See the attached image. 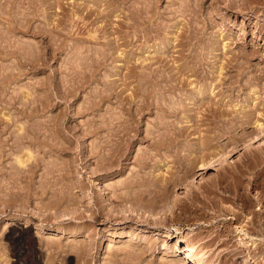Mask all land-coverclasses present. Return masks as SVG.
Wrapping results in <instances>:
<instances>
[{
    "label": "rangeland",
    "instance_id": "1",
    "mask_svg": "<svg viewBox=\"0 0 264 264\" xmlns=\"http://www.w3.org/2000/svg\"><path fill=\"white\" fill-rule=\"evenodd\" d=\"M247 1L0 0V264H194L179 236L204 264H264V4Z\"/></svg>",
    "mask_w": 264,
    "mask_h": 264
},
{
    "label": "bare ground",
    "instance_id": "2",
    "mask_svg": "<svg viewBox=\"0 0 264 264\" xmlns=\"http://www.w3.org/2000/svg\"><path fill=\"white\" fill-rule=\"evenodd\" d=\"M116 1H117V0H116ZM180 1H181V0H180ZM193 1H194V0H193ZM196 1H197V0H196ZM217 1H219V2L221 1V2L226 3V8H229V9H234V8H235V9H237V10H238V9H239V10H240V9L243 10V9L245 8L246 11H248V10L251 11V9L249 8L250 6H247V4H248V1H247V0H217ZM258 1H260V0H258ZM261 1H262V2H260V3L264 4V0H261ZM96 2H97V1H96ZM142 2H143V1H142ZM111 3H112V2H111ZM114 3H115V2H114ZM145 3H146V2H145ZM30 4H31V3H30ZM115 4H116V3H115ZM121 4H122V3H121ZM121 4H120V5H121ZM141 4H142V3H141ZM116 5H118V4H116ZM120 5H119V6H120ZM122 5H123V4H122ZM122 5H121V6H122ZM145 5H146V4H145ZM149 5H150V3H149ZM88 6H89V5H88ZM148 7H149V6H148ZM148 7H147V8H148ZM151 7H152V6H151ZM128 8H130V7H128ZM147 8H146V9H147ZM252 8H254V7H252ZM84 9H86V8H84ZM119 9H120V8H119ZM121 9H122V8H121ZM143 9H145V8H143ZM138 10H139V9H138ZM89 11H90V10H89ZM129 11H130V10H129ZM142 11H143V10H142ZM146 11H147V10H146ZM148 11H149V10H148ZM23 12H24V11H23ZM138 12H141V10L138 11ZM149 12H152V11H149ZM90 13H91V12H90ZM121 13H122V10H121ZM135 13H136V12H135ZM142 13H143V12H142ZM146 13H147V12H146ZM146 13L144 12L143 15H145ZM76 14H77V13H76ZM117 14H118V13H117ZM122 14L124 15V13H122ZM131 14H132V13H131ZM133 14H134V13H133ZM140 14H141V13H139V15H140ZM148 14H149V13H148ZM26 15H27V14H26ZM120 15H121V14H120ZM126 15H127V14H126ZM129 15H130V14H129ZM129 15H128V16H129ZM139 15H138V13H137V16H139ZM246 15H247V14H246ZM130 16H132V15H130ZM149 16H150V15H149ZM23 17H24V16H23ZM124 17L127 18L125 15H124ZM133 17H135V15H134ZM147 17H148V16H147ZM20 18H21V17H20ZM27 18H28V17H27ZM209 18H210V17H209ZM130 19H131V18H130ZM138 19H139V18L137 17V20H138ZM141 19H142V18H141ZM208 20H210V19H208ZM18 21H20V20H18ZM139 21H140V19L138 20V22H139ZM141 21H142V20H141ZM189 21H190V20H189ZM211 21H212V19H211ZM27 22H28V21H27ZM134 22H135V21H134ZM190 22H191V21H190ZM190 22H189V23H190ZM208 22H209V21H208ZM121 23H122V25H123V22H122V21H121ZM135 23H136V22H135ZM144 23H145V22H144ZM14 24H15V23H14ZM16 24H17V23H16ZM125 24H126V23H125ZM140 24H142V23H140ZM140 24L138 23L137 26H138V25L140 26ZM180 24H181V23H180ZM190 24H191V23H190ZM20 25H21V23H20ZM119 25H120V22H119ZM126 25H128V23H127ZM143 25H144V24H143ZM137 26H136V27H137ZM139 26H138V28H140ZM141 26H142V25H141ZM179 26H180V25H179ZM191 26H192V25H191ZM129 27H130V26H129ZM152 27H153V26H152ZM157 27H159V26H157ZM163 27H164V26H163ZM163 27H162V29H163ZM65 28H66V27H65ZM68 28H69V27H68ZM119 28H120V27H119ZM142 28H143V27H142ZM259 28H260V29H264V26L259 27ZM54 29H55V28H54ZM120 29H121V28H120ZM145 29H146V28H145ZM149 29H151V28L149 27ZM160 29H161V27H160ZM138 30H139V29H138ZM143 30H144V28H143ZM143 30H142V31H143ZM11 31H12V30H11ZM69 31H70V30H69ZM136 31H137V30H136ZM139 31H140V30H139ZM158 31H159V30H158ZM117 32H118V31H117ZM119 32H122V31H119ZM143 32H146V35L149 34V32L147 33V31H143ZM151 33H152V32H151ZM151 33H150V34H151ZM157 33H159V32H157ZM193 33H194V31H193ZM136 34H137V33H135V35H136ZM142 34H143V33H142ZM150 34H149V36H150ZM144 35H145V34H144ZM155 35H156V34H155ZM159 35H160V34H159ZM174 35H175V34H174ZM195 35H196V34H195ZM141 36H142V35H141ZM147 36H148V35H147ZM176 36H177V35H176ZM131 37H132V36H131ZM134 37H136V36H134ZM139 37H140V36H139ZM157 37L159 38V36H157ZM177 37H178V36H177ZM188 37H189V36H188ZM191 37H192V36H191ZM120 38H121V37H120ZM149 38H150V37H149ZM155 38H156V37H155ZM193 38H194V37H193ZM144 39H146V36H145ZM176 39H177V38H176ZM115 40L117 41L118 39H115ZM146 40H147V39H146ZM146 40H145V41H146ZM170 40H172V39H170ZM117 43H118V42H117ZM146 43H147V42H146ZM163 43H164V42H163ZM171 43H172V42H171ZM120 44L123 45L122 42H121ZM167 45L169 46V44H167ZM161 46H162V45H160V47H161ZM116 47H117V46H116ZM116 47H115V48H116ZM163 47H164V46H163ZM166 47H167V46H166ZM113 49H114V48H113ZM164 49H165V48H164ZM115 50H116V49H115ZM14 51H15V50H14ZM20 52H21V51H20ZM244 52H245V51H244ZM253 52H254V51H253ZM8 53H9V52H8ZM25 53H26V52H25ZM15 54H17V53H15ZM87 54H88V53H87ZM102 55H103V54H102ZM105 55H106V54H105ZM240 55H241V54H239V55L237 56V58H238ZM246 55H247V54H246ZM246 55H245V56H246ZM25 56H27V55H25ZM30 56H31V55H30ZM241 56H242V55H241ZM241 56H240V57H241ZM245 56H242V57L244 58ZM76 57H77V56H76ZM76 57H75V58H76ZM90 57H91V56H90ZM247 57H248V56H247ZM21 58H22V57H21ZM235 58H236V57H235ZM235 58H234V59H235ZM26 59H27V57H26ZM26 59H25V60H26ZM71 59H72V58H71ZM234 59H233V60H234ZM241 59H242V58H241ZM241 59H240V60H241ZM99 60H100V59H99ZM143 60H144V59H143ZM240 60L238 59L239 63H240ZM242 60H243V59H242ZM102 61H103V60H102ZM229 61H230V60H229ZM73 62H74V61H73ZM91 62H92V61H91ZM91 62H90V63H91ZM100 62H101V61H100ZM232 62H233V61H232ZM78 63H79V62H78ZM94 63H95V62H94ZM144 63H145V62H143L142 65H143ZM230 64H231V63H230ZM75 65H76V64H75ZM146 65H147V64H145V66H146ZM236 65H237V64H236ZM76 66H77V65H76ZM143 66H144V65H143ZM145 66H144V68H145ZM238 66H239V65H238ZM72 67H73V66H72ZM78 67H79V64H78ZM135 67H136V66H134V68H135ZM137 67H138V66H137ZM150 67H151V66H150ZM148 68H149V67H148ZM74 69H75V68H74ZM85 69H86V68H85ZM220 69H221V68H220ZM87 70H88V68H87ZM151 70H152V69H151ZM156 71H157V70H156ZM79 72H80V70H79ZM73 73H74V72H73ZM80 73H81V72H80ZM75 75H76V73H75ZM78 75H79V74H78ZM125 76H126V75H125ZM141 76H142V74H141ZM143 76H144V75H143ZM145 76H146V75H145ZM149 76H150V75H149ZM79 78H80V77H79ZM82 78H84V77H82ZM144 78H145V77H144ZM158 78H159V77H158ZM85 79H86V78H85ZM145 79H146V78H145ZM76 80H77V79H76ZM140 80H141V79H140ZM146 80H147V79H146ZM79 81H80V80H79ZM124 81H125V80H124ZM149 81H150V80H149ZM72 82H73V81H72ZM77 82H78V81H77ZM143 82H144V81H143ZM74 84H75V83H74ZM82 84H83V83H82ZM105 84H106V82H105ZM166 84H167V83H166ZM170 84H171V83H170ZM72 86H73V85H72ZM80 86H81V85H80ZM125 86H126V85H125ZM77 87H78V86H77ZM107 87H108V86H107ZM162 87H163V85H162ZM71 88H72V87H71ZM105 88H106V87H105ZM150 88H151V87H150ZM170 88H171V87H170ZM172 88H173V87H172ZM75 89H76V88H75ZM137 89H138V88H137ZM146 89H147V88H146ZM95 90H96V89H95ZM102 90H103V89H102ZM135 91H136V90H135ZM104 92H106V91H104ZM63 93H64V92H63ZM108 94H109V93H108ZM144 94H145V93H144ZM32 95H33V94H32ZM38 95H39V94H38ZM94 100H95V99H94ZM41 102H42V101H41ZM94 102H95V101H94ZM175 103H176V102H175ZM146 104H147V103H146ZM87 106H88V105H87ZM141 106H142V105H141ZM144 107H145V106H144ZM40 108H41V107H40ZM234 110H235V109H234ZM238 115H239V114H238ZM11 117H12V116H11ZM238 119H240V118L238 117ZM242 119H243V118H242ZM5 124H6V123H5ZM9 124H10V123H9ZM99 124H100V123H99ZM56 125H57V124H56ZM36 127H37V126H36ZM256 127H258V129H259L258 131H259V132H258L257 134H255V135L251 138L250 141H252V139H254L253 142L261 141V140L263 139L262 137H260V134L264 132V122H260V121H258ZM23 129H24V128H23ZM33 129H34V128H33ZM22 131H23V130H22ZM93 131H94V130H93ZM31 136H32V135H31ZM29 138H30V137H29ZM21 139H22V138H21ZM15 140H16V138H15ZM19 141H20V140H19ZM108 141H109V140H108ZM261 142H262V141H261ZM0 143H1V142H0ZM17 143H18V142H17ZM250 143H251V142H250ZM60 144H61V143H60ZM37 146H38V144H37ZM63 146H64V145H63ZM25 147H26V146H25ZM51 147H52V146H51ZM99 147H100V146H99ZM6 148H7V147H6ZM8 148H9V147H8ZM20 148H21V147H20ZM26 148H27V147H26ZM28 148H29V147H28ZM35 148H36V147H35ZM59 148H60V147H59ZM64 148H65V147H64ZM108 148H109V147H108ZM229 148H230V147H229ZM232 148H233V149H232V151H230V152H232V153H236V152H237V151H236L237 147H236V148H235V147H232ZM251 148H252V147H251ZM21 149H22V148H21ZM30 149H31V148H30ZM62 149H63V148H61V150H62ZM111 149H112V148H111ZM227 149H228V148H227ZM56 150H57V149H56ZM105 150H106V149H105ZM228 150H231V149H228ZM15 151H16V150H15ZM32 152H33L32 149H31V151L28 152L29 158H33V154H34V153L32 154ZM34 152H35V151H34ZM52 152H54V151L52 150ZM17 153H18V152H16L15 155H16ZM19 154H20V153H18V155H19ZM107 154H108V153H107ZM107 154H106V155H107ZM120 154H121V153H120ZM230 154H231V153H230ZM10 155H11V154H10ZM24 155H25V154H24ZM101 155H102V154H101ZM16 156H17V155H16ZM98 156H99V155H98ZM103 156H104V154H103ZM103 156H102V157H103ZM107 156H108V155H107ZM111 156H112V155H111ZM111 156H110V157H111ZM221 156H222V155H221ZM40 157H41V156H40ZM53 157H54V156H53ZM102 157H101L99 160H101ZM105 157H106V156H105ZM110 157H109V158H110ZM148 157H149V156H148ZM261 157H262V156H261ZM98 158H99V157H98ZM143 158H144V157H143ZM104 159H105V158H104ZM104 159H103V160H104ZM33 160H34V159H33ZM106 160H107V157H106ZM106 160H105V161H106ZM112 160H113V159H112ZM220 160H221V159H220ZM223 160H224V159H223ZM223 160H222V162H221L222 164H223V162H225V161H223ZM258 160H259V159H258ZM39 161H40V160H39ZM105 161H104V162H105ZM17 162H18L19 164H21V165H24L25 162H26V159H24L23 157H21V155H19V156H17ZM99 162H100L99 164H101V161H99ZM216 162H217V163H216ZM41 163H42V162H41ZM106 163H107V162H106ZM113 163H114V162H109L108 165H110V166L106 167L107 165H105V166H103V167L107 168V169H106L107 171H108V168H110L109 170H111V168H112V166H113ZM143 163H144V162H143ZM221 163H220V162L218 163V160H216V161H215V160H214V161H210V160H209V161H207V162H203V163H201L200 168H201V170L204 171V170L210 169V168L213 167V166H217V164H221ZM28 164H29V163H28ZM32 164H33V163H32ZM111 164H112V165H111ZM144 164H145V163H144ZM222 164H221V165H222ZM35 165H36V164H35ZM102 165H103V164H102ZM99 166H100V165H99ZM114 166H115V165H114ZM114 166H113V167H114ZM17 167H18V166H17ZM20 167H22V166H20ZM29 167H30V166H29ZM43 167H44V166H43ZM33 168H34V167H33ZM44 168H45V167H44ZM46 168H47V167H46ZM46 168H45V169H46ZM105 168H102V169H105ZM14 169H15V168H14ZM17 169H18V168H17ZM97 169H98V168H97ZM262 169H263V168H262ZM18 170H19V169H18ZM18 170H17L16 172H18ZM98 170H99V169H98ZM31 171H33V169H32ZM31 171H30V172H31ZM100 171H103V170H99V172H100ZM136 172H137V171H136ZM28 173H29V172H28ZM48 173H49V172H48ZM93 173H94V172H93ZM95 173H96V172H95ZM139 173H140V172H139ZM139 173H138V174H139ZM16 174H17V173H16ZM19 174H21V172H20ZM19 174H18V175H19ZM31 174H33V173H31ZM138 174H137V175H138ZM18 175H17V176H18ZM52 175H53V174H52ZM55 175H56V174H55ZM100 175H101V174H100ZM110 175H111V174H110ZM133 175H134V174H133ZM133 175H132V177H133ZM233 175H234V174H233ZM26 177H27V176H26ZM138 177H139V176H138ZM14 178H16V177H14ZM53 178H54V177H53ZM136 178H137V176L135 177V179H136ZM143 178H144V177H143ZM145 178H146V177H145ZM256 178H258V177H256ZM46 179H47V178H46ZM131 179H132V178H131ZM128 180H129V179H128ZM128 180H127V181H128ZM133 181H134V180H133ZM133 181H132V182H133ZM137 181H138V180H137ZM188 181H189V180H188ZM190 181H191V184H193V183L195 182L194 177H193V181H192V180H190ZM49 182H50V181H49ZM124 182H126V181L124 180ZM132 182H131V183H132ZM138 182L143 183V182H142V179H141V181H138ZM248 182H249V181H248ZM255 182H256L255 186H257L258 183H259V181L257 180V181H255ZM15 183H16V182H15ZM122 183H123V182H122ZM122 183H121V184H122ZM126 183L128 184V182H126ZM129 183H130V182H129ZM131 183H130V184H131ZM141 183H140V185H142ZM45 184H46V183H45ZM48 184H49V183H48ZM54 184H55V183H54ZM127 184H126V188L128 187L129 190H130V188H132L131 186L134 185V184H133V185H132V184H131V185L129 184V185H130V186H129V185H127ZM179 184H180V183H179ZM124 185H125V184H124ZM145 185H146V184H145ZM158 185H159V184H158ZM189 185H190V184H187V183H186L185 186H186V187H189ZM115 186H116V185H115ZM115 186H113V187H115ZM118 186H120V185H118ZM121 186H123V185H121ZM143 186H144V183H143ZM149 186H150V185H149ZM149 186H148V187H149ZM140 187H141V186H140ZM144 187H145V186H144ZM155 187H156V186H155ZM183 187H184V186H183ZM193 187H194V186H193ZM37 188H38V187H37ZM41 188H42V186H41ZM44 188H45V187H44ZM122 188H123V187H122ZM133 188H134V186H133ZM133 188H132V190H133ZM138 188H139V186L137 187V189H138ZM161 188H162V187H161ZM161 188H160V189H161ZM164 188H165V187H164ZM46 189H47V188H46ZM112 189H113V188H112ZM114 189H116V188H114ZM124 189H125V188H124ZM124 189H123V190H124ZM135 189H136V188H135ZM135 189H134V190H135ZM140 189H141V188H140ZM144 189H145V188H144ZM186 189H187V188H186ZM68 190H69V189H68ZM121 190H122V189H121ZM127 190H128V189H127ZM129 190H128V191H129ZM134 190H133V191H134ZM141 190H142V189H141ZM151 190H152V189H151ZM44 191H45V190H44ZM133 191H132V192H133ZM146 191H149V190H147V188H146ZM15 192H16V191H15ZM119 192H121V191H119ZM123 192H124V191H123ZM123 192H122V193H123ZM129 192H131V191H129ZM140 192H142V194H143L144 191L142 190V191H140ZM140 192L138 191L139 194H140ZM163 192H164V191H163ZM112 193H115V191L112 192ZM116 193H117V192H116ZM125 193H128V192L125 191ZM125 193H124V194H125ZM134 193H136V192L134 191ZM145 193H146V192H145ZM145 193H144V194H145ZM154 193H156V192H154ZM175 193H176V192H175ZM136 194H137V193H136ZM139 194H137L138 198H143V199H144V198L146 197V194H145V196H143L144 194H143V195L140 194V195L143 196V197H139V196H140ZM149 194H151V192H150ZM159 194H160V193H159ZM113 195H114V194H112L111 197L117 196V195H119V194L114 195V196H113ZM120 195H121V193H120ZM120 195H119V197H120ZM126 195H127V197H125ZM126 195H125V196H122V195H121V198H122V199H125V200H122V201H126L127 199L130 200L129 197H130V198H133V199L137 198L135 194L133 195V193L126 194ZM177 195H178V194H177ZM152 196H153V195H152ZM154 196H155V195H154ZM157 196H158V195H157ZM11 197H12V196H11ZM59 197H60V196H59ZM117 197H118V196H117ZM159 197H160V196H159ZM159 197H158V198H159ZM14 198H15V197H14ZM152 198H153V197H152ZM15 199H16V198H15ZM67 199H68V198H67ZM114 199H115V198H114ZM119 199H120V198H119ZM119 199H117V200H119ZM143 199H142V200H143ZM150 199H151V198H150ZM62 200H63V199H62ZM68 200H69V199H68ZM73 200H74V199H73ZM73 200H72V201H73ZM139 200H141V199H138V202H139ZM148 200H149V199H148ZM148 200H146V201H147V202L151 201V200H149V201H148ZM153 200H156V198L153 199ZM160 200H161V199H160ZM119 201H120V200H119ZM132 201H133V200H132ZM134 201H135V200H134ZM174 201H175V199H174ZM60 202H62V201H60ZM64 202H65V200H64ZM68 202H69V201H68ZM113 202H114V201H113ZM144 202H145V201H144ZM163 202H164V201H163ZM171 202H172V200H171ZM124 203H125V202H124ZM129 203H131V202H129ZM129 203H128V204H129ZM140 203H141V202H140ZM140 203L138 204L139 207H140ZM142 203H143V201H142ZM153 203H154V202H153ZM153 203H149V204H152V206H155V207H156L157 205H153ZM157 203H158V202H157V200H156V204H157ZM169 203H170V202H169ZM175 203H176V201H175ZM64 204H65V203H64ZM68 204H69V203H68ZM68 204H67V205H68ZM118 204H120V203H118ZM121 204H123V202H122ZM133 204H135V203H133ZM143 204H145V203H143ZM154 204H155V203H154ZM165 204H166V203H165ZM162 205H163V204H162ZM111 206H112V205H111ZM111 206H109V207H111ZM113 206H114V204H113ZM145 206H146V205H145ZM150 206H151V205H150ZM150 206H149V207H150ZM166 206H167V205H166ZM166 206H165V207H166ZM170 206H171V204H170ZM105 207H106V206H105ZM117 207H118V206H117ZM127 207H128V205H127ZM130 207H132V206H130ZM139 207H137V209H139ZM112 208H114V207H112ZM112 208H111V209H112ZM120 208H121V207H120ZM133 208H134V207H133ZM146 208H147V206H146ZM146 208H145V209H146ZM86 209H87V208H86ZM99 209H100V208H99ZM103 209H104V208H102V210H100V211H101V212H100L101 215H103V212H102V211L105 212V210H103ZM111 209H110V210H111ZM135 209H136V208H135ZM258 209H262V208H261V207H258ZM110 210L107 209L106 211L108 212V211H110ZM113 210H115L114 212H116V208L113 209ZM113 210H111V213H112ZM117 210H118V209H117ZM125 210H126V209H125ZM139 210H140V209H139ZM143 210H144V209H143ZM146 210H147V209H146ZM149 210H150V209H149ZM153 210H154V209H153ZM131 211H132V215H133V213L135 212L134 209L131 208ZM133 211H134V212H133ZM144 211H145V210H144ZM92 213H93V212H92ZM108 213H109V212H108ZM111 213H110V214H111ZM117 213H118V212H117ZM117 213H116V214L113 213L112 215H109V217L114 218L115 215H117ZM129 213H130V211H129ZM139 213H140V212H139ZM143 213H144V212H143ZM134 214H135V213H134ZM145 214H146V213H145ZM155 214H156V213H155ZM95 215H96V214H95ZM97 215H98V214H97ZM106 215H107V214H106ZM113 215H114V217H112ZM93 216H94V215H93ZM117 216H119V215H117ZM120 216H121V215H120ZM122 216H123V215H122ZM122 216H121V218H120V217H118V218H120V219L122 220ZM124 216H126V214H124ZM90 217H92V216H90ZM98 217H99V216H96V217L94 218L95 223H96L97 220H100V219H98ZM107 217H108V216H107ZM109 217H108V218H109ZM157 217H158V216H157ZM92 218H93V217H92ZM118 218H117V219H118ZM125 218H128V213H127V217H125ZM133 218H134V217H133ZM136 218H137V217H136ZM152 218H153V217H152ZM143 219H144V218H143ZM134 220H135V218H134ZM261 220H262V218H261ZM92 221H93V220H92ZM92 221H91V222H92ZM110 221H111V219H110ZM112 221H113V220H112ZM118 221H119V220H118ZM259 221H260V220H259ZM260 222H261V221H260ZM262 223H264V221H263ZM62 230H63V229H62ZM109 231H110V230H109ZM167 232H168V231H167ZM174 233H175V232H174ZM111 234H112V233H111ZM165 234H166V233H165ZM167 234L169 235L170 233H167ZM167 234H166V236H167ZM172 235H173V234H172ZM174 235H175V234H174ZM174 235H173V236H174ZM129 236H130V235H129ZM170 236H171V234H170ZM170 236H169V237H170ZM177 236H179V235H177ZM132 237H133V236H132ZM126 239H127V238H126ZM133 240H134V239H133ZM89 241H90V240H89ZM93 241H94V240H93ZM128 241H129V240H128ZM90 243H92V242H90ZM94 243H95V241H94ZM177 243L179 244V247H177V251H179L180 253H184V254H185V257L189 258V260H192V261L194 262V264H204V263H205V262H204V258H206V257L204 256V254H203L202 252H200V250H198L199 248L195 247V246H194L193 244H191L190 242L184 240V238H180V236H179V238H178V242H177ZM126 244H127V243H126ZM129 244H130V243H129ZM136 244H137V243H136ZM240 244H241V246L246 247V249L248 248V247H247V243H246V241H245V239H244L243 237L240 238ZM92 245H93V244H92ZM138 245H139V244H138ZM138 245H136V246H138ZM89 246H90V245H89ZM134 246H135V244H134ZM80 248H81V249L84 248V249L81 250ZM80 248H79V249H80L81 251H83V253H84V252H85V249H86V245H85V247H84V245H83V248L80 246ZM124 248L127 249L128 246H127V247H124ZM134 248H135V247H134ZM141 248H142V247H141ZM87 249H89V248H87ZM87 249H86V250H87ZM114 249H115V248H114ZM119 249H120V248H119ZM90 250H91V249H90ZM129 250H130V248H129ZM134 250H135V249H133V251H134ZM140 250H141V249H140ZM87 251H88V250H87ZM116 251H117V250H116ZM125 251H126V250H124V252H125ZM127 251H128V250H127ZM131 251H132V250H131ZM131 251H130V252H131ZM89 252H91V251H89ZM89 252H86V253H87L88 255H91ZM113 252H114V251H113ZM117 252L120 253V250L117 251ZM124 252L122 251L123 255H124ZM130 252H129V253H130ZM135 252H136V251H135ZM138 252H139V251H138ZM114 253H115V252H114ZM141 253H142V252H141ZM145 253H146V252H145ZM249 253H250V252H249ZM253 253H254V252H253ZM116 254H117V253H115V255H116ZM126 254H127V252H126ZM139 254H140V253H139ZM77 255H78V254H77ZM79 255H80V254H79ZM81 255H82V253H81ZM128 255H131V256H132V254H128ZM175 255H176V254H175ZM178 255H179V254H178ZM250 255L252 256L251 253H250ZM82 256H83V255H82ZM137 256H138V255H137ZM78 257H80V256H78ZM91 257H92V256H91ZM114 257H115V256H114ZM116 257H117V256H116ZM118 257H119V256H118ZM121 257H122V256H121ZM123 257H124V259H125V256H123ZM123 257H122V258H123ZM127 257H128V256H127ZM127 257H126V258H127ZM133 257H134V255H133ZM133 257H132V258H133ZM141 257H142V256H141ZM87 258H88V257H87ZM134 258H135V257H134ZM134 258H133V259H134ZM136 258H137V257H136ZM81 259H82V258H81ZM83 259H84V257H83ZM124 259H122V261H123ZM130 259H131V257H130ZM130 259H129V260H130ZM251 259H252V258H251ZM78 260H79V259H78ZM117 260H118V259H117ZM119 260H120V259H119ZM140 260H141V258H140ZM84 261H85V260H84ZM84 261H83V263H84ZM126 261H128V260L126 259ZM130 261L132 262V260H130ZM242 261H243L244 264H250V262H249V258L243 257V260H242ZM250 261H251V260H250ZM79 262H80V260H79ZM115 262H116V261H115ZM118 262H119V261H118ZM140 262H141V261H139V263H140ZM142 262H143V261H142ZM176 262H178V261H176ZM179 262H180V260H179ZM80 263H81V262H80ZM125 263H126V262H125ZM137 263H138V262H137ZM171 263H172V262H171ZM171 263H170V264H171ZM85 264H87L86 261H85ZM109 264H111V262H110ZM117 264H118V263H117ZM173 264H176V263L173 262ZM177 264H179V263H177ZM180 264H182V262H181ZM183 264H184V262H183Z\"/></svg>",
    "mask_w": 264,
    "mask_h": 264
}]
</instances>
